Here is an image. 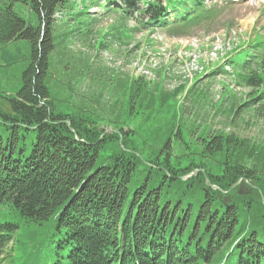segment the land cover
<instances>
[{
  "label": "trees",
  "instance_id": "1",
  "mask_svg": "<svg viewBox=\"0 0 264 264\" xmlns=\"http://www.w3.org/2000/svg\"><path fill=\"white\" fill-rule=\"evenodd\" d=\"M68 1L0 0V46L23 40L30 48L22 86L5 100V118L15 126L0 119V264H264V184L250 194L232 188L251 180L252 171L235 159L247 150L241 140L233 138L237 154L229 152L230 136L219 135L185 159L171 160L169 140L146 152L123 145L104 161L107 139L94 135L88 120L77 118L79 128L73 116L69 123L55 111L48 85L52 27ZM75 3L67 15L114 5L154 28L187 29L219 11L205 0H83L77 13ZM18 4L35 11L38 25L15 11ZM166 12L174 21L163 22ZM236 55L230 65L250 87L262 88L264 99V37ZM257 107L264 113V105ZM189 139L183 131L175 138ZM194 171L199 177L181 178Z\"/></svg>",
  "mask_w": 264,
  "mask_h": 264
},
{
  "label": "rangeland",
  "instance_id": "2",
  "mask_svg": "<svg viewBox=\"0 0 264 264\" xmlns=\"http://www.w3.org/2000/svg\"><path fill=\"white\" fill-rule=\"evenodd\" d=\"M74 1L75 13L84 9L82 0ZM231 1L220 0L224 10L208 24L168 30L142 27L148 21L139 15L123 17L116 8L100 11L93 6L87 11L90 14L70 16L69 0L56 12L52 27L55 48L49 56L48 85L55 111L70 122L73 116L79 128L77 118L88 120L93 134L107 139L104 161L119 148L146 152L164 148L169 140L171 160L185 159L189 149L198 152L219 135L230 136L229 152L237 154L240 150L232 146L236 137L247 150L244 158L241 154L235 159L252 172H248L251 180H238L232 188L252 193L253 186L264 184V113L257 111L264 105L263 89L250 87L230 61L237 51L264 37V0ZM14 9L38 25L29 6L18 4ZM184 31L188 32L178 34ZM29 61L27 42L0 46V119L11 127L15 122L5 118L6 111L10 113L5 100L22 86ZM179 131L188 133L189 144L176 142ZM213 161H208V168L212 166L213 174L221 177ZM193 176L199 173L194 171ZM177 186L181 192L182 185Z\"/></svg>",
  "mask_w": 264,
  "mask_h": 264
},
{
  "label": "water",
  "instance_id": "3",
  "mask_svg": "<svg viewBox=\"0 0 264 264\" xmlns=\"http://www.w3.org/2000/svg\"><path fill=\"white\" fill-rule=\"evenodd\" d=\"M190 175H193V173L192 174H190ZM184 179V178H183ZM242 193H243V191H241Z\"/></svg>",
  "mask_w": 264,
  "mask_h": 264
}]
</instances>
